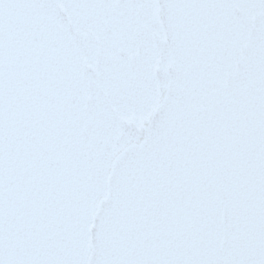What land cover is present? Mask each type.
Masks as SVG:
<instances>
[{"label":"snow or ice","instance_id":"6c2138e0","mask_svg":"<svg viewBox=\"0 0 264 264\" xmlns=\"http://www.w3.org/2000/svg\"><path fill=\"white\" fill-rule=\"evenodd\" d=\"M0 264H264V0H0Z\"/></svg>","mask_w":264,"mask_h":264}]
</instances>
